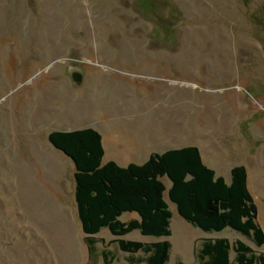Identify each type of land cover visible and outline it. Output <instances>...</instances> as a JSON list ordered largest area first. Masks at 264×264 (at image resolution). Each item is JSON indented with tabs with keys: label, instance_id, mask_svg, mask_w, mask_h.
Wrapping results in <instances>:
<instances>
[{
	"label": "rangeland",
	"instance_id": "rangeland-1",
	"mask_svg": "<svg viewBox=\"0 0 264 264\" xmlns=\"http://www.w3.org/2000/svg\"><path fill=\"white\" fill-rule=\"evenodd\" d=\"M83 127L105 145L120 136L158 151L194 145L217 175L243 165L264 233V0H0V264L87 263L73 164L46 139ZM161 181L167 264H193L210 237L264 253L228 227L183 220ZM125 238L144 240L137 230ZM101 247L90 264H104ZM106 248L110 264H129L114 242Z\"/></svg>",
	"mask_w": 264,
	"mask_h": 264
},
{
	"label": "trees",
	"instance_id": "trees-1",
	"mask_svg": "<svg viewBox=\"0 0 264 264\" xmlns=\"http://www.w3.org/2000/svg\"><path fill=\"white\" fill-rule=\"evenodd\" d=\"M46 139L73 163V198L84 234L86 264L96 253L97 243L102 246L98 250L102 262L110 264L114 255L106 245L111 242L126 253L129 264H167V240L120 238L132 230L154 238L170 234L171 213L162 195V176L170 182L167 198L186 222L208 232L228 227L254 246L264 243V233L256 221V206L246 184V170L241 164L229 169L230 178L225 182L202 162L194 145L152 152L141 163L119 166L112 160L101 163L100 134L91 127L51 130ZM124 212H135L138 217L122 221L119 216ZM101 228H107L115 239L104 243L93 236ZM194 260L193 264H264V253L238 238L229 242L224 237H210L199 241ZM174 264L185 263L176 260Z\"/></svg>",
	"mask_w": 264,
	"mask_h": 264
},
{
	"label": "crops",
	"instance_id": "crops-1",
	"mask_svg": "<svg viewBox=\"0 0 264 264\" xmlns=\"http://www.w3.org/2000/svg\"><path fill=\"white\" fill-rule=\"evenodd\" d=\"M100 140H101V145L103 148V155L101 157V163H104L108 160H112L116 164H118L119 166H125L128 163H141V162H143L148 157V155L152 152H162V151H158L155 148L156 146L151 141V139H148V138H146V139L134 138L133 141H130L129 138H125L124 136H120L119 138L116 137L115 140H110L107 143V145L104 144L101 136H100ZM176 148H178V147H176ZM231 167L232 166H230V168ZM229 169L225 174L219 175L223 178V180L225 182H228L229 178H230L229 177ZM214 173H215V175H217L216 172H214ZM124 213H127V212H124ZM137 217L138 216L136 214V216H131L130 218H137ZM101 230H102V228L97 233L93 234V236L98 237L97 234ZM132 231H134V230H132ZM127 234H125V235H127ZM125 235L121 236L120 238L126 239ZM98 238H100V237H98ZM141 238L144 240H138V241L148 242V241H153V240L157 239L154 237L143 236V235H141ZM101 239L103 240L104 243H106L108 241L115 239V236L111 235L110 238L108 239V241L107 240L105 241L103 238H101Z\"/></svg>",
	"mask_w": 264,
	"mask_h": 264
},
{
	"label": "water",
	"instance_id": "water-1",
	"mask_svg": "<svg viewBox=\"0 0 264 264\" xmlns=\"http://www.w3.org/2000/svg\"><path fill=\"white\" fill-rule=\"evenodd\" d=\"M70 77H71V80L75 83V84H79L80 83V80H81V74L76 72V71H72L70 72ZM69 158V157H68ZM70 159V158H69ZM72 162V161H71ZM73 164V163H72Z\"/></svg>",
	"mask_w": 264,
	"mask_h": 264
}]
</instances>
